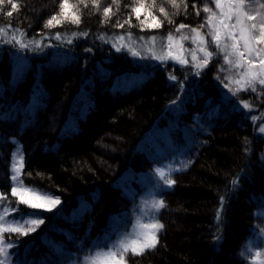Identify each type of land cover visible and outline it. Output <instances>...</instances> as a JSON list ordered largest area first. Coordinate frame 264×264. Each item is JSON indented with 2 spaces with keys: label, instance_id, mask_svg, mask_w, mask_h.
<instances>
[{
  "label": "trees",
  "instance_id": "obj_1",
  "mask_svg": "<svg viewBox=\"0 0 264 264\" xmlns=\"http://www.w3.org/2000/svg\"><path fill=\"white\" fill-rule=\"evenodd\" d=\"M210 2L195 0L197 15L194 0H176V5L144 0L141 20L151 22L146 19L151 6L163 26L143 30L136 16H129L137 0H98L99 7L92 0H86L87 7L83 0H70L78 9L79 24L66 20L52 28H45V22L58 11L59 0H16L18 8L11 16L6 14L9 0L0 6V28L5 29L0 41H10L13 35L19 40L22 31L23 42L29 44L26 52H17L11 43H0V191L7 192L9 201L17 199L11 196L10 176L19 142L24 183L62 201L55 210L30 209L43 213L33 218L44 223L28 236L12 234L21 242L25 262L50 264L57 255L56 260L73 259L96 250L95 244L109 246L125 227L137 196L155 184L151 165L191 146V88L212 136L194 162L175 173L173 188L162 191L164 207L158 219L164 227L158 243L139 255L129 252L127 264L253 262L246 246L264 224L260 121L254 126L252 112L240 106L241 111H230L221 103L213 72L188 75L183 92L169 79V73L183 79L180 69L190 68L191 59L181 65L166 54L168 33L180 24L196 27ZM108 5L106 17L102 9ZM84 32L88 35H79ZM121 35L124 40L116 39ZM151 36L156 37L154 43ZM33 37L37 42L43 37L40 51L33 50ZM121 45L123 50L117 51ZM129 48L140 55H132ZM241 97L255 112L264 111L259 92ZM213 108L219 111L213 114ZM73 216L80 218H63ZM217 216L223 218L219 233Z\"/></svg>",
  "mask_w": 264,
  "mask_h": 264
},
{
  "label": "snow or ice",
  "instance_id": "obj_2",
  "mask_svg": "<svg viewBox=\"0 0 264 264\" xmlns=\"http://www.w3.org/2000/svg\"><path fill=\"white\" fill-rule=\"evenodd\" d=\"M85 7H87L86 0H83ZM118 2V0H116ZM6 0H0V6H3ZM173 5H176V0H171ZM92 4L99 7L98 0H92ZM215 8L219 9V15L214 11L213 7L205 4L203 7L204 13L208 14L205 17L206 24L202 23L197 28L191 29L190 36H180L181 41L191 38L196 45L195 50H189L191 55V67L181 68V72L185 73L183 79L178 78L175 74L169 73V79L175 81L173 85L179 91L183 92L184 80H187L188 75L192 76H207L209 72L214 73L215 88L220 90L221 103L227 104L230 111H241L239 105L252 111V103L241 97V93L251 94L259 92L261 96V106L264 107V3L260 0H227V3H222V0H214ZM9 8L7 15L11 16L12 10L18 8L16 0H9ZM145 7L144 0H137V3L131 6L129 16L135 15L136 19L140 22V27L143 30L145 27L156 29L162 27V22L158 20L157 16L153 14L151 6L146 9V19L150 17L151 22L145 23L141 20L140 11ZM187 7V5H185ZM193 8L196 9L197 15L200 14V9L196 7L194 0ZM104 15H110L111 5L105 6L102 9ZM160 13L167 16L164 7L158 9ZM78 9L70 4V0H59L58 11L53 14L45 22V28H52L56 25L62 24L66 20L79 24L80 17L77 15ZM131 24V20H128ZM116 27H123V24L117 23ZM189 26L180 24L176 28L179 33L181 29ZM207 28V32L201 29ZM5 29L0 28V33ZM76 35V34H74ZM81 36H87L88 33H80ZM131 36V32L126 34ZM57 39H61V33H55ZM20 39L18 40L15 35L12 36L10 41L2 40L0 43H11L17 52H26L29 49V44L24 43L25 34L20 31ZM118 40H124L125 35L116 37ZM144 40V37H140ZM152 43L155 42L156 37L151 36L148 38ZM167 39L171 42L174 39L172 32L168 33ZM33 37L32 44L34 51H40L42 46ZM171 48V44L168 46ZM182 47V45H181ZM123 47L118 46L117 51H122ZM85 51H91L86 49ZM129 51L134 56H139L140 53L136 52L133 48ZM151 51V47H149ZM199 53L200 55H197ZM175 58V57H170ZM20 59H24L23 56ZM161 60V57H156ZM181 65H187L190 61L187 58H181L178 61ZM207 70V71H205ZM223 89H227L224 92ZM173 103H176L173 101ZM182 104L183 101L181 100ZM212 101H209L211 105ZM218 108H213L212 112H218ZM228 114H225L227 118ZM252 120H259L260 126L257 131L264 133V119L260 116H251ZM198 119V117H194ZM14 139V138H13ZM246 151L249 149L246 147ZM261 159H264L262 155ZM23 157L21 156V161ZM163 179V185L171 186L175 183L174 180L164 179L163 169H156ZM24 169L22 163L20 165L13 164L11 169V196L17 198L15 201H9L6 191H0V264H25V262H18L16 257L21 242L19 239L13 240L12 234H16L17 238L28 236L30 232L36 231V226L44 223L42 218L32 219L31 217H41L43 213L30 211L35 209L46 208L51 211L52 207L61 203L58 196L55 195H36L34 190L25 185L24 180L21 178ZM30 176L31 173H28ZM21 205L25 207H21ZM153 208L157 211L164 207V201L153 200ZM10 213H15L10 217ZM220 224L215 225L219 233L220 226L223 224L222 216H217ZM22 221V222H21ZM142 228L151 229L149 232H142L140 238L133 239L130 242L120 241L119 247H108V243H104V249L98 250L94 257L90 256L91 264H127V255L130 252L132 255H139L145 249L154 248L158 243L157 233L164 227L158 220L142 225ZM7 237V238H6ZM222 237L217 235L216 239L219 241ZM93 249H100L99 244L93 245ZM91 251V250H90ZM244 256L245 252H241ZM253 260L261 255L257 251L255 255L251 251L247 252Z\"/></svg>",
  "mask_w": 264,
  "mask_h": 264
},
{
  "label": "rangeland",
  "instance_id": "obj_3",
  "mask_svg": "<svg viewBox=\"0 0 264 264\" xmlns=\"http://www.w3.org/2000/svg\"><path fill=\"white\" fill-rule=\"evenodd\" d=\"M210 7H213L214 11L219 15L220 10L215 8L214 0H210ZM260 2L264 3V0H260ZM222 3H227V0H222ZM208 14L205 13V17ZM202 23L206 24V20H199L197 23V26L195 27H187L185 29H181L179 33L176 32V30L173 32L174 39L170 42L168 40L167 45L165 47L166 54L171 55L172 57H175L177 61L181 58H187L191 59V55L189 50H195L196 45L193 43L192 39H185L181 41L179 39L180 36H190L191 29L197 28ZM203 32H207V28L201 29ZM169 44H171V48H169ZM182 45V47H181ZM197 55H200L197 53ZM21 62H24L20 59ZM224 92H227V89H223ZM243 92L240 94L242 95ZM196 91L191 89H188L187 97L189 102L191 103V107L187 108L188 111H190V121L189 123H186L190 125V127L194 131V139L192 140L191 146L184 147L185 150H174L173 153L167 155L166 157L154 162L151 165L150 173L155 178V184L151 185L146 191L139 194L136 198V202L131 206V210L126 214L128 217L125 227L120 228V230L116 233L113 240L110 242L108 247H119L120 241L130 242L133 239H138L141 236L142 232H149L151 229L142 228V225L150 224L156 220L159 221V213L161 209L158 211L153 208L152 202L153 200H161L162 196L161 193L164 190L173 188L174 184L171 186H165L163 185V179L161 178L160 174L156 171V169L160 168L164 171V179H171L174 180V175L177 171L185 169L189 167L196 157L198 156L199 152L202 150V148L206 145V143L209 141L210 137L212 136V129L210 126H208L203 121V114L198 110L197 104H196ZM240 107H243V104L239 105ZM244 108V107H243ZM246 109V108H245ZM255 107L252 106V115L251 116H261L264 119V111L263 112H255ZM249 111V109H247ZM194 117H198V119H194ZM251 119V118H250ZM252 120V119H251ZM254 123V126L256 123H258V120H252ZM244 125H249L247 122L243 123ZM253 128V126H252ZM264 134V133H261ZM188 148V149H187ZM22 151H21V145L19 142H16L15 150L13 151L12 156V165H20L22 163L23 166V160L21 161ZM23 157V156H22ZM22 178V177H21ZM26 185V184H25ZM27 186V185H26ZM29 187V186H28ZM34 190L36 195H50L47 193H43L37 189H34L32 187H29ZM163 200V199H162ZM61 201V200H60ZM62 206V201L60 204L52 207L51 210H55ZM46 209V208H42ZM11 218V214L10 217ZM32 219H37L33 218ZM65 219H70V221H74L76 218L80 217H63ZM22 222V221H21ZM160 222V221H159ZM264 223V222H263ZM39 226V225H38ZM36 226V229L37 227ZM159 232V231H158ZM158 235V233H157ZM7 238V237H6ZM247 252L251 251L253 255L257 251L261 252V255L256 258V260H253L250 264H264V224L260 230H258V234L251 238V240L247 244ZM98 250H106L104 248L96 249L93 251H89L86 254L82 255L81 257H76L73 259L68 258H62L59 257L56 260V256L50 264H91V260L89 259L90 256L94 257L96 254V251ZM10 251H18V255L16 257L18 262H25L24 257L25 254L20 253V248L18 250H10ZM25 264H35L32 262H25Z\"/></svg>",
  "mask_w": 264,
  "mask_h": 264
}]
</instances>
